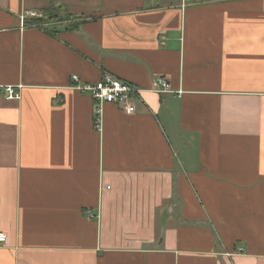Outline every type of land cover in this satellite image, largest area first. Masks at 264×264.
I'll return each mask as SVG.
<instances>
[{
    "label": "crops",
    "instance_id": "1",
    "mask_svg": "<svg viewBox=\"0 0 264 264\" xmlns=\"http://www.w3.org/2000/svg\"><path fill=\"white\" fill-rule=\"evenodd\" d=\"M105 72L135 112L73 87ZM0 230V264H264V0H0Z\"/></svg>",
    "mask_w": 264,
    "mask_h": 264
},
{
    "label": "built area",
    "instance_id": "2",
    "mask_svg": "<svg viewBox=\"0 0 264 264\" xmlns=\"http://www.w3.org/2000/svg\"><path fill=\"white\" fill-rule=\"evenodd\" d=\"M40 16L36 12H24L21 15V19ZM73 87L83 93L90 94L99 103L109 102L120 106L121 110L130 114L136 110V98L140 94V89L126 81H123L114 75L105 72L102 79L95 83L83 82L78 75L72 76ZM157 93H177L181 94L182 91H175L172 88L170 81L166 78H157L154 81L152 89ZM6 93L8 98H19L20 92L13 86H7ZM101 108L96 110L94 116V125L97 130L101 129ZM88 217L94 218L95 215L91 212H87ZM9 245V236L6 232L0 230V247H6Z\"/></svg>",
    "mask_w": 264,
    "mask_h": 264
},
{
    "label": "rangeland",
    "instance_id": "3",
    "mask_svg": "<svg viewBox=\"0 0 264 264\" xmlns=\"http://www.w3.org/2000/svg\"><path fill=\"white\" fill-rule=\"evenodd\" d=\"M52 11V12H51ZM55 10H50L49 12H51L52 14H53V12H54ZM49 12H46V13H44V14H42V15H45V14H49V16H50V13ZM39 14H41V13H39ZM51 14V15H52ZM56 14H58V13H56ZM54 15L52 18L53 19H57V18H59V19H63V18H67V19H69V16L68 15H65L63 12H61V10L59 9V14L58 15ZM50 18V17H49Z\"/></svg>",
    "mask_w": 264,
    "mask_h": 264
},
{
    "label": "trees",
    "instance_id": "4",
    "mask_svg": "<svg viewBox=\"0 0 264 264\" xmlns=\"http://www.w3.org/2000/svg\"><path fill=\"white\" fill-rule=\"evenodd\" d=\"M60 8H56V10H59ZM52 12V11H51ZM51 12H49L50 13V15L52 14ZM44 19H42V20H40L39 18L38 19H34V21L32 22L33 24H37V23H40V22H42Z\"/></svg>",
    "mask_w": 264,
    "mask_h": 264
}]
</instances>
